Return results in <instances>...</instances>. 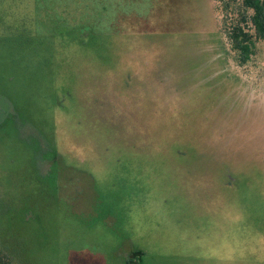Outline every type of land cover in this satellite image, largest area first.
I'll return each instance as SVG.
<instances>
[{
	"label": "rangeland",
	"instance_id": "374dc122",
	"mask_svg": "<svg viewBox=\"0 0 264 264\" xmlns=\"http://www.w3.org/2000/svg\"><path fill=\"white\" fill-rule=\"evenodd\" d=\"M225 2L0 0L2 264H264V40L240 63Z\"/></svg>",
	"mask_w": 264,
	"mask_h": 264
},
{
	"label": "trees",
	"instance_id": "16d2710c",
	"mask_svg": "<svg viewBox=\"0 0 264 264\" xmlns=\"http://www.w3.org/2000/svg\"><path fill=\"white\" fill-rule=\"evenodd\" d=\"M222 11L226 16L222 33L230 50L245 64L255 54L256 44L264 40V0H226ZM135 255L128 262H133Z\"/></svg>",
	"mask_w": 264,
	"mask_h": 264
},
{
	"label": "crops",
	"instance_id": "0c3cea01",
	"mask_svg": "<svg viewBox=\"0 0 264 264\" xmlns=\"http://www.w3.org/2000/svg\"><path fill=\"white\" fill-rule=\"evenodd\" d=\"M140 255V259L144 258L145 252H143L142 250H137ZM137 257V256H136Z\"/></svg>",
	"mask_w": 264,
	"mask_h": 264
}]
</instances>
